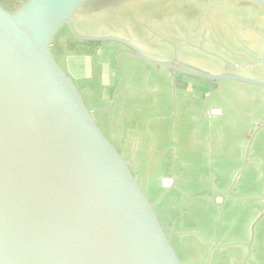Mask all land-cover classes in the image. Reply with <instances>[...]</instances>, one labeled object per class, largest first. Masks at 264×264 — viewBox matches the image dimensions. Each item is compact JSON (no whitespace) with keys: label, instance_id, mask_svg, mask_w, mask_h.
<instances>
[{"label":"water","instance_id":"water-1","mask_svg":"<svg viewBox=\"0 0 264 264\" xmlns=\"http://www.w3.org/2000/svg\"><path fill=\"white\" fill-rule=\"evenodd\" d=\"M87 1L27 0L15 11L0 1V264H185L132 164L59 61L55 39L67 28L178 74L262 89L264 81L83 37L72 22ZM238 1L264 8V0Z\"/></svg>","mask_w":264,"mask_h":264},{"label":"crops","instance_id":"crops-1","mask_svg":"<svg viewBox=\"0 0 264 264\" xmlns=\"http://www.w3.org/2000/svg\"><path fill=\"white\" fill-rule=\"evenodd\" d=\"M75 17L83 37L130 43L84 34ZM62 31L56 38L65 37L78 55L64 58L54 42L57 57L154 196L184 263L264 264V89L178 74L142 62L120 44ZM130 44L152 61L180 64ZM260 62L259 78L233 63L222 71L196 69L224 74L235 67L264 81L262 51ZM167 178L174 181L170 189L161 184Z\"/></svg>","mask_w":264,"mask_h":264},{"label":"rangeland","instance_id":"rangeland-1","mask_svg":"<svg viewBox=\"0 0 264 264\" xmlns=\"http://www.w3.org/2000/svg\"><path fill=\"white\" fill-rule=\"evenodd\" d=\"M12 1L15 2L4 5L15 11L27 0ZM262 12L261 6L238 0H88L75 20L84 34L115 35L135 43L154 57L215 71H222L228 63H233L239 66V71L246 70L259 78L263 77L260 73L264 50ZM86 14L90 16L86 18ZM56 43L64 58L78 55L71 51L72 46L65 37L56 38ZM94 88L98 93L97 85ZM146 191L155 202L152 193Z\"/></svg>","mask_w":264,"mask_h":264},{"label":"built area","instance_id":"built-area-1","mask_svg":"<svg viewBox=\"0 0 264 264\" xmlns=\"http://www.w3.org/2000/svg\"><path fill=\"white\" fill-rule=\"evenodd\" d=\"M214 112H219V110H215ZM161 184L164 189H170L174 185V181L172 179L167 178L163 179Z\"/></svg>","mask_w":264,"mask_h":264},{"label":"flooded vegetation","instance_id":"flooded-vegetation-1","mask_svg":"<svg viewBox=\"0 0 264 264\" xmlns=\"http://www.w3.org/2000/svg\"><path fill=\"white\" fill-rule=\"evenodd\" d=\"M3 4H5L6 6H8V3L11 1L12 3L15 1L12 0H0ZM99 1H108V0H99Z\"/></svg>","mask_w":264,"mask_h":264},{"label":"trees","instance_id":"trees-1","mask_svg":"<svg viewBox=\"0 0 264 264\" xmlns=\"http://www.w3.org/2000/svg\"><path fill=\"white\" fill-rule=\"evenodd\" d=\"M105 2H107V1H105ZM107 5V4H106Z\"/></svg>","mask_w":264,"mask_h":264}]
</instances>
